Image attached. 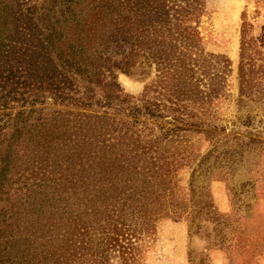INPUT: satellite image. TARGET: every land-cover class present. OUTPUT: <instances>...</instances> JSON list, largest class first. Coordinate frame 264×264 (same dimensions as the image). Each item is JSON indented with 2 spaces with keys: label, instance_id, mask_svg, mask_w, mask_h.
<instances>
[{
  "label": "trees",
  "instance_id": "trees-1",
  "mask_svg": "<svg viewBox=\"0 0 264 264\" xmlns=\"http://www.w3.org/2000/svg\"><path fill=\"white\" fill-rule=\"evenodd\" d=\"M43 4L30 109L0 128V264H78L75 240L83 234L87 248L97 235L98 249L128 250L123 255L130 260V240L150 237L163 218L212 219L208 245L225 253L227 264H258L261 216L254 210L228 221L215 213L207 191L211 181L225 179L227 158L243 144L241 135L226 134L213 121L219 57L201 48L203 0H45L25 10ZM0 15L1 53L16 51L12 4L0 0ZM250 28L243 20L237 103L264 94V53ZM112 43L118 59L108 49ZM144 68L153 75L136 96L103 76ZM246 138L254 142L250 133ZM26 141L33 158L18 167ZM21 189H29L32 201ZM27 212L33 221L23 219Z\"/></svg>",
  "mask_w": 264,
  "mask_h": 264
},
{
  "label": "rangeland",
  "instance_id": "rangeland-1",
  "mask_svg": "<svg viewBox=\"0 0 264 264\" xmlns=\"http://www.w3.org/2000/svg\"><path fill=\"white\" fill-rule=\"evenodd\" d=\"M6 1L12 4L13 29L15 37H17V44L13 47L19 52L20 57L15 55V50L1 53L3 50V46H1L0 128L4 130L15 122L14 115L18 111H29L30 109L31 95L35 87L34 66L37 63L36 56L39 54L37 50L40 45L38 33L41 31L36 18L42 13L41 11L39 14L38 8L42 7L44 13L48 6V4H43L26 11V6L40 5L45 0ZM203 4L205 16L201 18L198 28L202 39L201 48L203 52L219 57L213 60L216 61L213 74L216 72L217 75L214 76L216 79L213 83L215 91L218 92L217 95H213L214 99L210 101L213 121L218 127L224 128L226 134L234 131L237 135H241L240 142L243 144L240 148H236L237 153L235 152L227 158L230 163L228 162L229 168L225 170V179L211 181L207 191L215 213L229 216L228 221L234 218H245L251 211L256 210L261 216L258 221L263 223L264 94L261 97L258 94H252L241 98L242 101L237 103L236 66L239 53L240 25L243 20L250 25V34L257 41L258 46L260 45L261 52L264 53V2L255 5L253 0H203ZM2 19L0 15V20ZM61 26L63 27V25H59L60 29ZM72 32L73 30H70L69 33ZM8 35L10 36V32ZM27 43L31 47H27ZM101 49L105 48L98 47L97 50L100 51ZM108 49L115 56V59L120 57L116 54L120 51L116 44H110ZM47 73L48 71L43 70L41 75L47 76ZM152 75L151 68H144L141 71L138 69L131 75H126L118 69L112 70V74L103 72L105 79L110 81L112 78L122 93L130 96L138 95L143 85L152 78ZM9 87L13 88L12 92L6 96L5 93L10 90ZM9 119L13 120L10 121ZM245 122L247 126L243 124ZM4 123L8 128L4 127ZM31 125V121L27 122L26 129H29ZM248 133L254 142H248L246 138ZM25 139L29 140L30 137L27 135ZM26 144H28L27 141ZM205 146L206 144L202 143V150L205 149ZM25 148L26 153H23L24 155L18 154V167L33 158L30 143ZM26 174L27 171L26 173L24 171L23 175ZM14 188L18 189L19 186L16 185ZM20 192L26 193L28 201H32L29 189L26 192L21 189ZM221 203L227 206V210L221 211ZM18 219L19 217H17ZM23 219L33 221L34 215L27 212ZM212 221V219H203L189 223L173 218L158 219L154 222V231L150 237L139 236L130 240L131 247H133L129 251V256L133 257L130 260H125L123 255V252L128 250L112 246L103 248L104 252L98 249L97 235L92 236L94 244L88 246L90 248L88 249L89 234H83L75 240L78 242L77 252L80 253L78 264H123V260L125 264H189V259L194 264H199L200 261L204 263L207 261L209 264H227L225 253L208 245V241L213 236ZM228 221L224 223H228ZM240 222L244 223L245 230L249 231L250 227L247 221ZM124 244L120 243L121 246H125ZM93 247L97 249H93ZM85 253L92 256L85 257ZM258 264H264V257L259 258Z\"/></svg>",
  "mask_w": 264,
  "mask_h": 264
},
{
  "label": "crops",
  "instance_id": "crops-1",
  "mask_svg": "<svg viewBox=\"0 0 264 264\" xmlns=\"http://www.w3.org/2000/svg\"><path fill=\"white\" fill-rule=\"evenodd\" d=\"M221 202H222V201H221ZM221 205H222V203H221ZM225 210H227V206L223 204V205L221 206V211H225Z\"/></svg>",
  "mask_w": 264,
  "mask_h": 264
}]
</instances>
